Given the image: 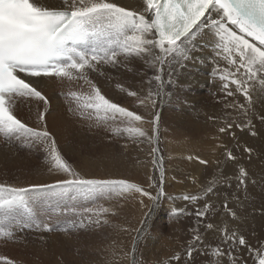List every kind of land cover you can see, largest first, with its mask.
Wrapping results in <instances>:
<instances>
[{
  "label": "snow or ice",
  "instance_id": "snow-or-ice-1",
  "mask_svg": "<svg viewBox=\"0 0 264 264\" xmlns=\"http://www.w3.org/2000/svg\"><path fill=\"white\" fill-rule=\"evenodd\" d=\"M202 28H208L218 56L229 65L221 70L219 65L212 75L219 73L223 89L234 85L227 91L228 96L239 93L245 103H233L226 107L239 109L247 123L224 122L218 132H228L234 125L237 128H249L251 135L253 119L257 118L255 105L257 100L264 102V0H140L137 7L122 6L115 0H60L59 5H51L44 0H0V139L9 149L42 148L46 153L49 170L55 169L65 175V179L55 183H40L30 186L0 184V241L5 243L17 239V233L25 229L52 231L49 221L56 218L57 223L70 224L67 231L98 229L110 223L105 218L115 217V209L78 208L76 201H95L112 196L127 199L128 194L138 193L147 197L151 206L140 199L141 208H148L141 220V227L134 229L130 264H138L135 252L138 241L147 230L148 220L154 210L159 208L161 198L166 194L162 186H157L149 177V187H158L156 195L146 191L138 184L125 179H88L81 176L63 157L55 136L48 130L45 113L38 112V123L42 127H29L17 118L20 105L36 100L43 102L47 111L48 98L39 90V86L48 78L72 82L84 81L89 91L69 90V111L91 123L89 127H104L113 136L127 135L133 142L151 143L154 138L143 128L145 123L153 125V133H158L159 115L153 113V119L136 114L120 106L102 94L101 89L89 78V72H97L99 66L117 68L121 57L138 58L155 74L147 81V95L140 97L136 91L117 85L129 97H136L140 106L155 109L158 99L164 93L163 72L165 66H171L190 58L188 44ZM103 75V71L100 72ZM155 82V87H152ZM171 83V81H169ZM74 105V107H73ZM264 124V113L258 115ZM125 148L127 145L124 146ZM222 147V145H221ZM152 153L158 148H152ZM245 152L251 157L252 149ZM226 161H237L232 151H225ZM188 160H197L201 165L208 161L199 156L189 155ZM155 163V161H154ZM249 173L240 166L237 182L246 186ZM231 177L220 173L203 189L205 199L202 210L196 215L202 220L213 209L207 198L214 194L213 185H229ZM256 183V181H253ZM163 184V174L160 185ZM186 201H196L200 195H184ZM56 200L55 204L42 206L41 202ZM67 200L68 202H63ZM227 209L231 217L238 219L236 211ZM182 210L172 209L178 213ZM78 218V219H77ZM205 228L213 230L215 225L207 223ZM124 232L128 228L121 229ZM186 255L191 257L197 245L204 244L199 229H193ZM222 231L223 249L217 245L213 255L215 264H247L238 257L237 247L246 250L253 264H264V246L251 247L243 235L227 227ZM115 255V252H113ZM230 257L223 260V257ZM178 258V257H174ZM0 264H17L14 259L0 256Z\"/></svg>",
  "mask_w": 264,
  "mask_h": 264
},
{
  "label": "bare ground",
  "instance_id": "bare-ground-1",
  "mask_svg": "<svg viewBox=\"0 0 264 264\" xmlns=\"http://www.w3.org/2000/svg\"><path fill=\"white\" fill-rule=\"evenodd\" d=\"M44 2L51 5H59L60 0H44ZM115 2L122 6L137 7L140 0H115ZM188 47L190 49L189 59L173 64L171 70L165 66L163 72L164 93L158 99L154 109V114H158L159 111H162L163 113L161 114L164 116L169 115V117L176 120V123H169L163 131L160 129L158 133H153L152 124L145 123L143 125V128L148 132L149 136L158 137V139L154 138L151 143L148 145L143 144V146L146 145V147H148V149L151 148V150L154 147L160 150L161 146L159 144L162 142V146L166 152L165 154L167 155L166 160L171 165L167 168L165 165L166 160L159 157L157 166L159 167L160 164H162L161 162H163L164 166L162 171L163 184H159V186L163 187L166 194L162 198L168 197V200L165 201L164 199L163 201L165 203H162L161 198L159 208L154 210L152 215L157 213L156 211L160 208L168 214L172 213V209L182 210L178 213H173L176 217L175 220H179V223L177 225V235L174 238L171 235L175 233L174 230L171 229L172 232H170L171 235L169 236L170 242L167 241L166 238H161L159 233H157L159 232L156 229L158 226L154 223L153 225L155 228L152 226L153 230L151 228V234L149 236L147 235L146 239L144 238L145 245L149 248L144 250L147 251V254L144 255V260L147 261L150 257L156 258L155 261L157 264H215L217 257L213 255V249L217 245H220L225 250L228 249L227 245L222 244L223 233L220 231V229L225 227L230 231L236 230L238 234L243 235L248 244L253 248L264 246V124H261L258 119V115L264 113V102L257 100L255 105L257 118L253 119V130L257 132L256 136L251 135L249 128L245 127L241 129L235 127V125L228 132L223 134L219 133L218 129L224 126L225 121H235L240 124L247 123L246 118L240 113L239 109L226 107V105L233 104L234 102L245 103L244 98L239 93H236L234 96H228L226 94L227 91L234 90L235 86L230 85L229 89H223L222 85L224 82L220 81L219 73H217L216 76L212 75L217 65H219L221 70L228 68L229 65L222 56L217 55L219 50L216 49L215 42L208 28H202L200 32L197 33L196 37L188 44ZM120 59L121 64L118 65L117 68H113V73L111 74V77L116 78L114 85L119 84L128 90L136 91L141 98L147 95L149 89L147 81L155 74V69L149 67L144 61L135 57H130L129 59L121 57ZM119 68L123 71L120 73L121 75L118 76ZM109 69H111V67L101 65L97 72H89V78L98 86L100 78L106 76L107 73H109ZM101 71H103V75L100 74ZM117 80L118 82H116ZM169 81H171V83H169ZM101 83L105 84V82ZM169 84L176 86V99H169L165 91V88ZM114 85L111 86L110 84L109 86L113 88L112 96H109L111 100L121 103L125 108L134 112V109L137 108L135 104L138 103V99L136 97H129L126 92H122L117 85ZM70 89L73 91H89L88 85H86L84 81L73 80L72 82H61L55 78H48L39 86V90L42 91L49 100L47 111L44 109L43 102L33 100L30 104L26 103L20 105L16 112L17 118L26 123L29 127H42V124L38 123L37 115L38 112H44L48 130L55 136L58 148L65 150L69 148L68 141L73 132L77 130L79 133L80 125H82V123L87 124V119H81L77 114L68 110L70 102L66 99V95ZM104 95L107 96V94ZM147 110L153 112V109L149 107L146 109L145 114H148ZM151 119H153V114L145 116L146 121ZM88 124L90 123L88 122ZM101 129L102 128H100V130ZM129 145L127 148H129ZM0 146L4 147L8 152H11V159L0 160V184L6 183L9 185L27 187L32 184L55 182L66 178L63 173H59L53 169L51 171L49 170V174L45 175V173L42 172V168L44 167L43 164L32 169L26 157H23L22 150L15 147L9 149L1 139ZM246 147L253 150L251 157L249 153L244 151ZM124 149L126 150V148ZM226 150L233 152L237 157L236 162L226 161ZM25 151L31 154L37 152L36 149H26ZM145 151H147L145 148L144 150L142 149V154ZM189 155L199 156L201 159L207 160L208 164L201 165L195 159L190 161L187 159ZM121 159H123L122 163ZM84 160H86V162H84L87 165L90 164L86 157ZM119 160L120 163H118L117 172L113 173L112 169L108 168L112 165L116 166L117 163L114 161V164L109 165L107 163L108 166L102 167L104 170H99L98 173H96V167L92 168L94 171H91V173L85 174L84 171L81 173L88 177V179H100V176H106L109 177V179H114V177L129 178L125 180L138 184L139 186L142 185V183H140L141 175L138 174L134 176L128 171L125 172V168H127L125 163L127 164L129 161L125 160L123 157ZM119 164L123 165L119 166ZM94 165L95 164H93V166ZM127 166H129V163ZM240 166L245 167L249 173L246 186H239L237 182L236 177ZM24 170L27 172H25V174H23V172L21 173V171ZM14 171L19 172V178L15 179L16 176L13 177L12 174H14ZM106 171H111V173L107 174ZM220 173H225L231 177L229 181L230 186L227 184L222 186L213 185L215 192L207 198V202L213 206V209L201 220L196 213L204 207L205 199L202 195L203 189ZM164 176L167 177L165 180ZM253 181H256V183H253ZM168 183H172L174 186L173 191L168 190ZM257 185L259 187L261 186V189L258 190ZM148 192L154 195L153 188L148 190ZM184 195H200L201 198L196 201H186L182 198ZM130 196V204L127 203L121 209L127 212V222L125 226L130 224L132 227H136V225L141 224L144 214L148 211L147 207L141 208L139 200L143 199L145 205L148 206H151V201L149 202L147 197H140L138 193L130 194ZM48 203L51 202L48 200L41 202L42 206ZM225 203L228 209L237 212L238 219L234 220L231 217L229 211L223 206ZM49 223L51 226V220ZM207 223L214 224L215 228L213 230L206 229L205 225ZM137 228H139V226ZM193 229L200 230V233L204 237V244L202 247L197 245L196 250H194L192 256L189 257L186 255V252L189 241L194 234L192 231ZM27 231L31 234L37 232L46 236L43 246L37 244L32 245L26 242V245H23L25 253L23 256H17V259L24 260L25 263L26 261L30 262V259H28L29 253L27 251H31L35 255L38 253L41 256L48 257V259H43L42 263L40 260L39 262L41 264H57L53 246L54 237L49 231L25 229L22 234L19 232L17 233V239L14 241H9L7 243L0 241V247L6 246L7 249H12L13 251L17 249L16 247L20 249L21 246L18 240L21 239ZM129 241L130 239L127 241L126 247L129 245ZM132 245L133 244H130V246L127 247L129 249L128 252H131ZM154 245L155 248L157 247L156 245L159 246L155 249ZM142 251L143 250L140 251V254ZM124 252H127V250H124ZM235 252L239 258L246 260L247 264H253V259L246 250L237 247ZM147 255L149 257L145 259ZM166 257H168L167 260L165 259ZM128 258L130 262L131 256L126 257V262H128ZM62 259L63 261L60 264H65L67 262L66 258L62 257ZM222 259L228 260L230 257L225 256ZM33 263H35L34 260H31L29 264ZM144 264H147V262Z\"/></svg>",
  "mask_w": 264,
  "mask_h": 264
},
{
  "label": "rangeland",
  "instance_id": "rangeland-1",
  "mask_svg": "<svg viewBox=\"0 0 264 264\" xmlns=\"http://www.w3.org/2000/svg\"><path fill=\"white\" fill-rule=\"evenodd\" d=\"M112 70H113V68L109 69V73H107L106 76L101 77L100 82L98 84V87L100 89L101 88L103 89V90L101 89V92L104 94H107L108 97L106 95L105 96L109 99H111L109 96H112V93H113V91H112L113 88L109 87V86H110V84H111V86L114 85L115 84L114 82L116 79L114 77H111V74L113 73ZM118 70H119V72H118V76H119V75H121L120 73H122L123 70H121V68H119ZM108 75H109V77H108ZM105 77H108V78H105ZM112 79H114V80H112ZM101 82H105V84L101 83ZM116 82H118V80ZM153 83L154 84L152 85V87L154 88L155 82H153ZM116 85H118V84H116ZM116 85H114V86H116ZM174 86L175 85L169 84L166 87L168 89L165 88V91H166L169 99H176L175 95L177 94V91H176V86L175 87ZM115 103H118L119 105L124 107L119 102H115ZM135 105H137L136 106L137 108L134 109V112L136 114H139V115H142L145 117L146 115H151L154 113V110H153V112L151 110H147L148 114H145V112H146L145 107H143V106L141 107L139 105V103H136ZM170 105H172V104H170ZM168 106H169V104H168ZM164 109H166V108H164ZM159 112H158V115H159L158 128H159V130L161 129V131H163L169 123H171V124L176 123V120L172 119V117H169V115L165 114L166 116H164L163 114H161V113H163L162 111H159ZM160 114H161V116H160ZM88 122L91 123L89 120H87V124H88ZM87 124L82 123V125H84V126L80 125V127H79L80 132L79 133L77 132V130H75L73 132V134L71 135V137L68 141L69 148H66V150L60 149L63 157H65L64 159L79 174L83 171L85 172V174H88V173H91V171H94L92 168L96 167V169H97L96 173H98L99 170L100 171L104 170V169H102V167L104 168V167L108 166V164L109 165L114 164L113 163L114 161L117 163V164L115 163L116 166L112 165V166H109L108 168H111L113 173L117 172L118 171V168H117L118 163H120L119 159L121 157H123L125 160L129 161V162H127V164L129 163V166H127V164L125 163V165L127 167V168H125V172L128 171L130 174H132L134 176L138 175V174L141 175L140 176V183H142V185H140V186L142 188H144L146 191L153 188L154 189V195H156L157 187H149V183H150L149 177L152 176V182H154L157 186H159L160 177H161V174H163L162 171H163L164 166H163V162H161L162 164H160L159 167L157 166L158 159H159V157H162V158H164L163 160H166V157H167V155L165 154L166 152L164 151V148L162 146V142L159 144L161 146L160 150H158V152H156V153H152L151 148L148 149V147H146V145L143 146V144H147V145L149 144L146 140H144V142H140V143H139V141L133 142V140L129 139L127 137V135L113 136L111 134V132L104 127H89V124L88 125ZM76 128H78V127H76ZM100 128H102V129L100 130ZM1 141L4 142L2 139H1ZM125 145H127V146L129 145V148L126 147V150L124 149ZM140 146L141 147L143 146L142 147L143 150H144V148H145V150H147L143 153L144 155L142 154V149ZM132 148H134V149H132ZM26 149L27 148H23V149H19V150H22L21 151L22 155H23V157H26L27 162L30 165V167L32 169H34L35 167L41 166L43 164L44 167L42 168V172L45 173V175L49 174L50 164L46 162V153L43 151V149L39 148V147L35 148L37 151L35 154L34 153L31 154V153L26 152L25 151ZM130 149H132V150H130ZM62 150H64V151H62ZM130 151H131V153H130ZM24 152H26V153H24ZM10 155H11V152H8V150H6L4 147L0 146V160H9V159H11ZM29 156H31V157H29ZM85 157L87 158V160H89L88 161L90 163L89 165H87L85 163L86 162V160H84ZM137 158L140 161H138ZM30 160H33V161H30ZM122 160L123 159H121V163H122ZM143 161H147V162H143ZM154 161H155V163H154ZM93 164H95V165L93 166ZM122 165L119 164V166H122ZM165 165L167 166V168H168V166H171L167 160L165 162ZM139 168H140V170H139ZM164 169H166V168H164ZM53 170H55V169H53ZM22 172H23V174H25V172H27V171L24 170V171H21V173ZM106 173L109 174V173H111V171H106ZM12 175H13V177L16 176L15 179L19 178V172H17V171H14V174H12ZM80 175H82L85 178H88V177L84 176L82 173ZM12 178H10V179H12ZM166 178L167 177L164 176V180ZM100 179H109V177H106V176L101 177L100 176ZM114 179H124V178L114 177ZM125 179H129V178H125ZM55 182H49V184L55 183ZM167 187L169 188L168 189L169 191H173V189H174V186L172 185V183H168ZM257 188L259 190V189H261V186L259 187L257 185ZM129 197L131 198L130 194H128L127 199H125L123 197L112 196L111 198H100V199H96L95 201H84L83 199H78L76 201L78 208H81V207L99 208L102 205L104 207L115 209L118 212V215L115 217H112L110 215L105 217V218L109 219L110 223L108 225H104L98 229L90 228L87 231L81 229L79 231H67L66 232L64 229L70 228L71 225L66 224V223H57L56 218H53L51 220V227L53 230L49 231V233L54 237L53 246H54V250H55L54 253H55V259H56L57 264H60L63 261L62 257H65L67 260V262L65 264H130L129 258H128V262H126V260H125L126 258L122 256L121 249L123 251L124 250H127V252L129 251V249L127 247L130 246V244H133V238L135 237L134 235H137L136 231H134L133 229H138L137 228L138 226L140 228L141 224L136 225V227H132L130 224L125 226V223L127 222V218H126L127 212L121 208L124 205H126L127 203L130 204V202H129L130 198ZM164 199H165V201H167L168 197L162 198V203H165L163 201ZM48 201L51 202L52 204L56 203V200H54V199H48ZM63 202H68V201L65 200ZM149 202H150V200H149ZM156 212L157 213H154V215L151 216V219L148 220V225H147L148 229L142 234L140 240L137 243L135 256H136V260L138 261V264H144L145 262H147V264H157V262L155 261L156 258L150 257L147 261L144 260V255L147 254V251H144V250L149 249L145 245V239L147 238V235L149 236L151 234V232L153 230L152 226L154 227L153 223L158 226V228L156 227V229L159 231L157 233H159L161 238H166V240L170 242L169 236L171 235L170 232H172L171 229H173L174 233H175V234H172L171 236L174 238L177 235V225L179 223V220H177V219L175 220L176 217L173 214V212L171 214H168L161 208L159 210H157ZM151 223H152V225H151ZM122 228H128V229H130V231L124 232L121 230ZM151 228H152V230H151ZM22 232H19V233L22 234ZM46 232H48V231H46ZM25 234L21 237V239L18 240L20 243V246H21L20 249L18 247H16L17 249H14V251H13L12 249H10V250L7 249L6 246L0 247V256H7L11 259H14L17 262V264H22V263L29 264L31 262V260H34L35 263H33V264H36V263L41 264L43 262V259L44 260L48 259V257L47 256H45V257L41 256L38 253H37L38 255L37 254L35 255L31 251H30L31 253L29 251H27L29 253L28 259H30L29 260L30 262L26 261V263H25L24 260L17 259V256H23V254L25 253L24 246L26 245L25 244L26 242H29V244H32V245L37 244V245L43 246V242H44V239L46 237V236H43L37 232H33L31 234L29 231H27V232H25ZM129 239H130L129 245H127V247H126V243ZM156 246L158 247L159 245H156ZM124 247H126V248H124ZM132 247H133V245H132ZM154 248H155V245H154ZM141 250H143V251L140 254ZM60 251H63V252H60ZM36 252H37V250H36ZM113 252H115V255H113ZM32 255H33V257H32ZM140 256H141V258H140ZM153 256L157 257L156 255H153ZM37 257H38V260H37ZM148 257L149 256L147 255V257H145V259H147ZM168 257H166L165 259L167 260ZM149 260H151V261H149ZM154 261H155V263H154Z\"/></svg>",
  "mask_w": 264,
  "mask_h": 264
}]
</instances>
